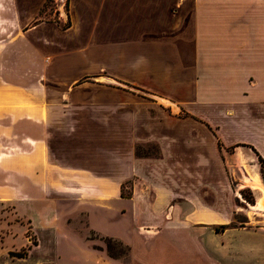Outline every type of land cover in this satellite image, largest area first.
<instances>
[{"label":"crops","instance_id":"crops-1","mask_svg":"<svg viewBox=\"0 0 264 264\" xmlns=\"http://www.w3.org/2000/svg\"><path fill=\"white\" fill-rule=\"evenodd\" d=\"M47 1L0 0V264H264V0Z\"/></svg>","mask_w":264,"mask_h":264},{"label":"rangeland","instance_id":"rangeland-1","mask_svg":"<svg viewBox=\"0 0 264 264\" xmlns=\"http://www.w3.org/2000/svg\"><path fill=\"white\" fill-rule=\"evenodd\" d=\"M57 4L58 2L56 0H48L46 2V6L44 8V12L42 16L44 18L51 17V15L54 13L55 8L57 7ZM153 150L154 149L149 148L148 151H153ZM224 160L226 161V165L228 166L232 174L233 188L235 192H238L239 195L237 201L239 207L242 208L243 206V203L240 202L241 199L244 200V203L247 202L255 205L258 197L260 196V193L257 190H253L250 187H246L245 183L242 181L241 178H243L245 174H254L255 172L253 171L252 169L253 167H251V164H255L258 169L257 173L261 179V182L263 183L262 178L260 176V162L258 161V159H255L254 162L249 161V159H247L245 156V149L237 148L235 150L234 149L226 150L224 154ZM241 160L244 162V166ZM263 206H264V202H263ZM237 221L239 222L245 221V226L248 227L264 228V211L260 212V214L257 213L253 215L252 214L248 215L245 211H240L239 215L237 216ZM84 234H85L84 237L86 239L93 241L94 247L104 250L107 254H108L107 249L109 248L111 254H113L114 257L130 262L128 257V248L123 243L115 239L97 235L92 231H87ZM27 235H29L28 232ZM23 251H25V248H21L20 250H18V254H22ZM43 264H50V263L44 262Z\"/></svg>","mask_w":264,"mask_h":264},{"label":"bare ground","instance_id":"bare-ground-1","mask_svg":"<svg viewBox=\"0 0 264 264\" xmlns=\"http://www.w3.org/2000/svg\"><path fill=\"white\" fill-rule=\"evenodd\" d=\"M242 160H241V162L244 166V162ZM241 179L245 183L246 187H250L253 190L261 191L262 195L264 197V186L261 183L260 178L258 177L257 174H255V173L254 174H245L243 176V178H241ZM240 209L245 211L248 215H250V214L253 215V214H257V213L260 214V212H263V205L261 203V200H259L258 203H256L255 205L246 202L245 205L242 206V208L240 207Z\"/></svg>","mask_w":264,"mask_h":264},{"label":"trees","instance_id":"trees-1","mask_svg":"<svg viewBox=\"0 0 264 264\" xmlns=\"http://www.w3.org/2000/svg\"><path fill=\"white\" fill-rule=\"evenodd\" d=\"M258 161L260 162V176H261L263 184H264V167H263V163H262V160L260 157H258ZM123 188L124 187L122 186V194H124ZM127 248H128V246H127ZM107 250H108V255L111 257H114L113 254H111L110 249L108 248Z\"/></svg>","mask_w":264,"mask_h":264}]
</instances>
